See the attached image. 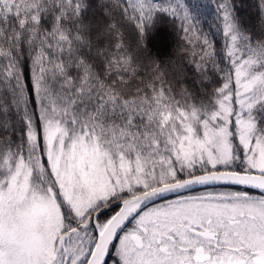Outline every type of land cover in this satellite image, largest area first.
<instances>
[{
	"label": "snow or ice",
	"instance_id": "snow-or-ice-1",
	"mask_svg": "<svg viewBox=\"0 0 264 264\" xmlns=\"http://www.w3.org/2000/svg\"><path fill=\"white\" fill-rule=\"evenodd\" d=\"M0 264H264V0H0Z\"/></svg>",
	"mask_w": 264,
	"mask_h": 264
},
{
	"label": "trees",
	"instance_id": "trees-1",
	"mask_svg": "<svg viewBox=\"0 0 264 264\" xmlns=\"http://www.w3.org/2000/svg\"><path fill=\"white\" fill-rule=\"evenodd\" d=\"M153 52L158 55L161 59L165 58L171 52V42L163 48H157L153 45Z\"/></svg>",
	"mask_w": 264,
	"mask_h": 264
}]
</instances>
